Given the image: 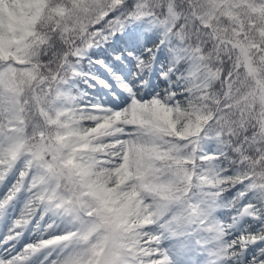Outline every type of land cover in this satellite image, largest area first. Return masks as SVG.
Masks as SVG:
<instances>
[{"label":"snow or ice","instance_id":"obj_1","mask_svg":"<svg viewBox=\"0 0 264 264\" xmlns=\"http://www.w3.org/2000/svg\"><path fill=\"white\" fill-rule=\"evenodd\" d=\"M0 264H264V0H0Z\"/></svg>","mask_w":264,"mask_h":264}]
</instances>
